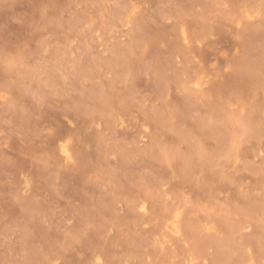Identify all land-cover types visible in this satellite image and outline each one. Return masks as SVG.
Here are the masks:
<instances>
[{"label": "rangeland", "instance_id": "obj_1", "mask_svg": "<svg viewBox=\"0 0 264 264\" xmlns=\"http://www.w3.org/2000/svg\"><path fill=\"white\" fill-rule=\"evenodd\" d=\"M0 264H264V0H0Z\"/></svg>", "mask_w": 264, "mask_h": 264}]
</instances>
